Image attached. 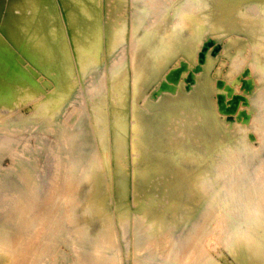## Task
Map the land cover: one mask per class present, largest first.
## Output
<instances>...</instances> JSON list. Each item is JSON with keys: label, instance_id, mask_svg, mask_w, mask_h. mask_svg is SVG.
<instances>
[{"label": "rangeland", "instance_id": "obj_1", "mask_svg": "<svg viewBox=\"0 0 264 264\" xmlns=\"http://www.w3.org/2000/svg\"><path fill=\"white\" fill-rule=\"evenodd\" d=\"M0 17V60L12 59L8 68L0 61V83L10 80L25 94L0 102V264H264V245L244 231L252 217L240 209L246 190L259 196L264 189V0H0ZM26 18L31 22L20 25ZM38 29L44 48L35 43ZM94 43L102 60L81 69V54ZM141 47L157 71L135 92L133 57ZM122 71L125 147H114L110 124L104 147L94 136L92 149L80 151L79 119L93 128L102 107L111 122L120 104L112 80ZM10 81L0 86L8 91ZM162 99L180 100L167 137L189 141L210 160L188 165L183 188L172 171L136 187L141 151L132 147L133 102L152 113ZM93 158L101 180L83 204L93 210L94 228L106 192L115 238L107 250L76 232L87 189L80 177ZM119 210L128 215L123 225ZM238 232L243 239L234 241Z\"/></svg>", "mask_w": 264, "mask_h": 264}, {"label": "bare ground", "instance_id": "obj_2", "mask_svg": "<svg viewBox=\"0 0 264 264\" xmlns=\"http://www.w3.org/2000/svg\"><path fill=\"white\" fill-rule=\"evenodd\" d=\"M1 17H0V21L2 19ZM30 22H31L30 19L26 18V19L20 20L19 23L21 25V24H27ZM0 27H1V24H0ZM38 31L41 32V36L35 41V43H36V45H39L40 48H44L47 45V39H46L45 32H43L42 30H39V29H38ZM7 34L9 37H11V35L9 33H7ZM2 38L3 37L0 38V46L4 45V42H5V41H2ZM93 38L94 37L92 36L91 39H93ZM119 38H120L119 34L117 33L115 40L113 42L114 45H115V43H117V40H119ZM142 41L146 42L144 38H141V42ZM5 46L7 47V45H5ZM23 46H25V45H23ZM30 46H28V47H30ZM10 47L12 48L13 46H10ZM2 48H3V46H2ZM96 48H97L96 43H94L93 46H90V48H84V52H83V54H81V57H80L81 64L80 65L78 64L79 67H81V69H87L91 66L99 64L100 60H102V59H100L101 55L98 53V50ZM0 49H1V47H0ZM5 49H4V51H6ZM28 49L31 50V47ZM20 50H24V48L23 49L21 48ZM11 53H12V50H11V52H9L10 56H12ZM134 54H135L133 57L134 88H135V92H138L140 90V87H142V86L147 87L153 82L157 70H156L155 59L152 56L146 54L144 48L141 47ZM32 56H34V55L32 54ZM1 57L3 59V56H1ZM37 57L38 56H36V58ZM5 58H8V57H5ZM38 59H39V57H38ZM8 60H10V58H8ZM0 61H2V60H0ZM10 62H9V64H12V59L10 60ZM77 62H78V60H77ZM15 63L17 64V61H15ZM45 64H47V63H44V65ZM8 65L6 63L5 66H7V68H8ZM77 66H76V68H78ZM13 67H10V68H13ZM20 67H21V65H20ZM44 68H46V67H44ZM1 69H3V68H1ZM24 69L22 68L23 72H24ZM5 70H8V69H5ZM2 71L5 74V71L4 70H2ZM11 71H13V70H11ZM66 71H67V74L71 75L72 67L69 66ZM18 72H19V69H18ZM78 72H79V70H78ZM78 72H77V74H78ZM82 72H83V70H82ZM7 73H9V72H7ZM17 73H14L16 78L19 76V75L16 76ZM92 73H93V71H92ZM2 74H1V76L4 77V74L3 75ZM9 74H11V73H9ZM9 74H7V75H9ZM24 74H26V73L24 72ZM79 75H81L80 72H79ZM2 77L0 79H2ZM11 79H12V77H11ZM79 80L81 81L82 79H79ZM110 80H111V78H110ZM8 81H10V80H7V82L4 81L5 84L7 83V86H8ZM26 81H27V79H26ZM31 81L29 83H31ZM112 81L115 84V87L119 92L118 94H120V104L117 105L113 109L114 110V117H113V119H111L110 123H108V121H107V111L104 110L102 107H99L97 110L94 111L95 114H94L93 128L91 126L90 120L87 117L82 116L79 119L78 123L80 124V126H82V128L81 127L80 128H81V132L83 133L82 136H80V137H82L81 138L82 140L78 143V146H77V148L80 151H88V150L92 149L93 144H94V136H96V138L98 137L99 141L101 142L102 146L104 147L106 145V140H107L110 124H111L112 130H113L112 131V138H113V142L115 144L114 147H116L117 150L125 147V140H124V136H122V133H124V131H126L128 124H127L126 115H125V112H123L122 106H123V104L125 106V104L128 103V99L126 98V94H125L127 86H128L127 75L122 71L118 75H116V76L114 75ZM4 82H1L0 84H2ZM11 82L12 81H10L9 83H11ZM19 83H20V81H19ZM11 84H13V83H11ZM11 84L8 87V91L6 90L7 86L4 85L6 88L3 85L2 86L4 88H2L0 86V102L5 103L4 106H6V102L9 103L14 98H16L18 94L21 95V93H22V92L20 93V90L18 93V91H17L18 89H17L16 85H14V84L11 85ZM52 86H53V84H52ZM26 87H24V89ZM53 88H55V87H53ZM4 89L6 90V94L3 93V92H5ZM113 89L114 88H112V90ZM22 91L24 92V90H22ZM26 91L27 90H25V92ZM76 91H78V90H76ZM29 92H31V91H29ZM57 94H59V93H57ZM115 94L117 95V93H115ZM23 95H25V94H23ZM26 95H27V93H26ZM34 95H35V93H34ZM104 95H105V93H104ZM21 97H22V95H21ZM33 98H35V97H33ZM179 102H180L179 99H170V100L169 99H162V102H161L162 104H160V106H162L163 108L159 111L152 112V113H146V112L142 111L138 107L137 103L135 101L133 102L134 121H133L132 127L135 131V134L137 135V139L132 141V147L135 149H140V151H141L140 165L137 168H135V171H136L135 176L133 175L136 187L145 188L148 186L149 182L152 180V177L155 174L161 173V172L172 171V172H174L173 174H174V182H175L174 185H175V187H181L182 186V188H183V186H184L183 184L190 181V174L187 172L188 165L190 163H197L200 166H204L206 164L205 160H207V161L210 160V158H201V150L199 148H197L195 145H193L192 143H190L189 141H186V142H181V140L173 141L167 137V135H166L168 133L166 130L167 121L171 115L176 113L177 106H174V105L179 103ZM148 104L152 105L150 102H148ZM168 104H172V105L170 107L165 108L164 106H168ZM4 106H2V108ZM8 106H9V104H8ZM125 111H126V109H125ZM208 135L209 134H208L207 128L203 127L201 129V137L204 139H207ZM98 163H99L98 159H95V158L91 159V161L88 163L87 167L85 168L83 174L80 177L81 183L87 182V183H85L87 185V189L84 190L80 195L81 202H79V207H81L85 210H83V209L81 210V216L78 218V220L76 222V224H77L76 225V232L79 235V237L82 239H85L88 241H96L95 246L97 247L98 250H107V249H111L114 247L115 238H114V220H113L112 214H111L106 202L104 201V199L106 197V192L102 191V192H104V194L100 197V200L97 202L98 203L97 206L99 208H101V210L99 212V222L94 228H92V224H91V218L93 216V210H92V208H87L83 204L84 200L92 195L95 183L97 181L99 182L101 180V176H100L99 172H97ZM228 169L230 171V166L228 167ZM74 177H75V174L73 175V178ZM97 184L98 183H96V186H97ZM102 184H103V182H102ZM101 186H103V185H101ZM240 186L243 188L245 187V185H240ZM98 189L100 190L99 187H98ZM175 189H177V188H175ZM261 190H262V188H259V196H256L254 194V192H252V191H254V189L246 190L247 195H248L246 198L247 200H245V202L242 204V206L240 205L241 213L243 214V213L247 212L250 214L249 216L253 218L252 219V218L248 217V219L245 220V223L247 222L248 226L244 228V231L251 234L250 235L252 238L251 241H253L254 244L256 243L259 247L264 245V189L262 191ZM231 194L234 195L233 192H231ZM75 212H78L77 207L75 208L74 213ZM189 216H186V217H189ZM127 219H128V215H127L126 211L119 210L120 224L123 225V223ZM235 226L237 227V224ZM238 226H241V225L239 224ZM236 231H238V230H236ZM240 232H241V230H240ZM240 232H238V234H236V236L234 237V241H236L237 239L240 238L239 237ZM232 233H235V232L232 231ZM240 239H243V238H240ZM241 246H242V244H241ZM251 249H252V247H251ZM260 250H262V249H260Z\"/></svg>", "mask_w": 264, "mask_h": 264}, {"label": "clouds", "instance_id": "obj_3", "mask_svg": "<svg viewBox=\"0 0 264 264\" xmlns=\"http://www.w3.org/2000/svg\"><path fill=\"white\" fill-rule=\"evenodd\" d=\"M229 99H230V98H229ZM226 102H227V101H226ZM206 183H210V181L202 182V187H203V185L206 184Z\"/></svg>", "mask_w": 264, "mask_h": 264}]
</instances>
